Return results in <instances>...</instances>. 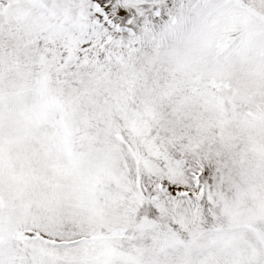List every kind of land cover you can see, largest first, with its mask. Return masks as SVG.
Wrapping results in <instances>:
<instances>
[{
  "label": "snow or ice",
  "instance_id": "snow-or-ice-1",
  "mask_svg": "<svg viewBox=\"0 0 264 264\" xmlns=\"http://www.w3.org/2000/svg\"><path fill=\"white\" fill-rule=\"evenodd\" d=\"M0 264H264V0H0Z\"/></svg>",
  "mask_w": 264,
  "mask_h": 264
}]
</instances>
